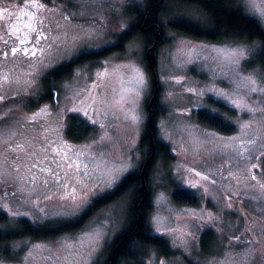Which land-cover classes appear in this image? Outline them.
Listing matches in <instances>:
<instances>
[{"label":"rangeland","instance_id":"374dc122","mask_svg":"<svg viewBox=\"0 0 264 264\" xmlns=\"http://www.w3.org/2000/svg\"><path fill=\"white\" fill-rule=\"evenodd\" d=\"M133 1L38 0L41 7L33 8L32 0H0V8L9 9L11 17L0 20V51L8 53L0 55V77H8L0 88L4 97L0 101V215L5 214L11 224L23 217L34 224L73 220L83 213L63 214L71 201L61 197L75 184L69 164H79L81 169L87 165L94 173L91 179H85L83 171L77 177L88 186L81 190L76 185L77 201L86 196L89 206L142 165L145 153L140 142L153 96L144 39H133L123 52H114L96 64L77 67L60 83L53 102L33 110L28 107L30 97L42 91V79L51 69L84 50L117 43L120 34L134 23L128 12ZM236 1L264 26V18L249 0ZM257 4L264 8V0H257ZM167 9L165 40L157 53L156 100L162 115L156 124L159 138L170 146L174 159L167 168L160 161L156 165L150 222L176 254L164 257L151 249L145 264L161 260L165 264H258L264 251V71L259 65L248 64L256 45L183 35L167 22L178 15L200 20L199 11L174 3ZM39 21H43L44 35L35 47L37 55L30 57L31 63L19 53L13 56V47L32 50L37 33L24 25L32 23L39 31ZM16 28L18 32L13 31ZM25 36L28 42L19 44L17 37ZM231 52L238 55L231 56ZM138 73L143 75L142 86L133 79ZM248 79L255 81L256 91L242 86ZM19 96L25 97L16 100ZM210 98L222 101L233 113L223 111ZM43 108L47 113L36 116ZM199 108L224 116L235 131L222 133L202 125L195 117ZM72 116L90 126V134L81 141L68 137ZM93 120L96 123H91ZM243 125L248 127L242 130ZM101 154L106 163H101ZM107 169L119 175L110 189L101 183L107 179L102 170ZM65 181L67 189L59 186ZM192 183L198 187L190 188ZM175 185L194 191L199 204H177L172 198ZM128 208L129 201L121 200L99 210L72 233L15 243L16 249L24 250L20 259L0 258V264H102L113 238L126 225ZM3 227L0 221V229ZM174 229L189 235L184 240L175 234L161 235ZM208 229L215 231L217 239L212 252L205 253L201 236ZM88 232L100 234L91 255H85L80 243ZM249 249L256 251L246 261Z\"/></svg>","mask_w":264,"mask_h":264},{"label":"trees","instance_id":"16d2710c","mask_svg":"<svg viewBox=\"0 0 264 264\" xmlns=\"http://www.w3.org/2000/svg\"><path fill=\"white\" fill-rule=\"evenodd\" d=\"M135 0L128 8V12L134 18L130 28L123 31L117 43L100 50L83 51L70 61L64 62L51 69L42 79V91L36 96L30 97L29 109H37L45 102H53L58 94L60 83L73 75L77 67L96 64L114 52H123L125 45L133 39L142 38L145 41V57L147 49L154 44L156 25L162 30V40L156 46V54L163 44L165 33V17L168 14L167 7L170 3L191 6L197 9L201 15L200 20H194L178 15L171 18L168 26L189 37L212 42L239 41L254 43L255 52L248 61L249 66L259 65L264 71V26L256 17L248 14L236 0ZM153 26V29L144 33L142 26ZM146 59V68L152 82V94H154L155 76H158L156 65H150ZM53 93L55 95H53ZM21 97V99H20ZM25 96H19L16 100H22ZM211 103L218 105L223 111L233 113V109L225 103L213 98ZM156 100L152 108V122L147 121L145 131L141 137L140 147L145 153L142 165L135 171L127 174L117 187L107 194L97 198L79 217L73 220H57L45 224H34L28 218H20L15 224H11L5 214L1 213L0 221L3 228L0 229V258L9 261H18L24 252L16 249L14 244L25 240L54 239L67 233L82 228L87 221L104 207L127 199L129 201L127 222L112 240L102 264H145L151 249L159 255L170 257L176 254L169 242L156 234L151 226L153 204V181L157 175L156 165L160 162L167 166L173 161L174 155L170 146L158 136L157 121L162 115L158 109ZM214 104V105H215ZM149 110V108H148ZM195 117L202 125L216 129L222 133L235 131L233 123L227 121L224 116L209 112L206 108L196 110ZM90 126L83 120L72 116L69 120L67 134L73 141H81L90 134ZM153 155V157H152ZM146 167L145 176L143 169ZM183 189V190H182ZM172 198L177 204L196 205L200 200L198 195L187 188L174 186ZM216 234L213 229H208L201 236V248L205 253L212 252L216 243Z\"/></svg>","mask_w":264,"mask_h":264},{"label":"snow or ice","instance_id":"6c2138e0","mask_svg":"<svg viewBox=\"0 0 264 264\" xmlns=\"http://www.w3.org/2000/svg\"><path fill=\"white\" fill-rule=\"evenodd\" d=\"M249 3L253 6V8L256 10L257 14L261 17V18H264V8H261L258 4H257V0H249ZM31 6L33 8H39L41 7L39 4H38V0H32L31 2ZM9 9L7 8H0V20H7L11 17H9L7 15V13H9ZM24 15H27V13H24ZM39 24H40V30L38 31L37 30V27L34 26L32 23H27L24 25L25 28L29 29L30 32H33V33H37V36L35 38V40L32 42V50H30L29 48H19V47H13L11 49V54L13 56H16L17 53L20 54L21 57H25V58H29V63H31V60H30V57L32 56H36L37 55V52L35 51V47L36 45H39L40 43V36L44 35V24H43V21H39ZM52 29H49L48 31L51 32ZM13 31H19L18 28L16 29H13ZM46 38V37H45ZM17 39L19 40V44L21 45H24L28 42V38L27 36H25L23 39L17 37ZM5 43H7V41L5 40ZM43 48H41V53H43ZM86 51V50H84ZM80 53H77V56L79 55ZM0 55H3V56H7L8 53L7 52H3V51H0ZM231 56H237L238 53L237 52H231L230 53ZM239 55H243V53H239ZM69 59H71V57H69ZM98 76H103L105 75V73H98L97 74ZM137 85H143L144 84V79H143V75L142 73H138L134 78H133ZM8 82V77L5 75L3 77H0V88H3L4 85ZM243 87H246V88H249L250 91H256V87H255V81L251 80V79H248L246 80L245 82H243L242 84ZM262 91H264V89H261ZM131 91H135V89H132ZM53 95H55L53 93ZM4 99L3 96H0V101H2ZM237 107H239V105H236ZM47 108H43L41 109L40 113H37L36 116H40L41 113H47ZM74 111H78V110H74ZM212 110H209V112H211ZM251 111V110H250ZM36 117H33V119H35ZM133 119H135V117H133ZM91 123H96V121H91ZM101 127H103V125H101ZM248 127V125H243L242 126V130L243 128H246ZM101 139L103 140L104 138L101 137ZM254 143V141H253ZM67 158V157H65ZM101 163H106V161L103 159V155L101 154ZM97 168H100V164L98 163L96 165ZM253 167H256V165H253ZM69 168L73 169V172H72V176H71V179L75 181V184L73 185L72 187V190L71 192H68L66 195L62 196L61 199L63 200H70L71 203L67 206V210L65 213H63L64 215H69V216H77L79 213L81 212H84L85 209H88L90 211V208L88 207L89 204L91 203L90 200H88L85 197H80L79 201H77V195H76V185H79L81 190H84V189H87V184H85L82 180L80 179H77L79 173L81 171H83V176L85 179H91L92 175L94 173L90 172L88 170V166L87 165H84L83 166V169H81V165L79 164H76V165H72V164H69ZM103 171V174L105 176H107V179H102L101 180V183H104L106 184L107 188H112L113 185L119 180V175L118 174H113L111 169H107V170H102ZM117 173L119 172V170L117 169L116 170ZM59 175V174H57ZM197 175H199V173H197ZM64 176H68V173H64ZM204 179H207V177H204ZM253 179H255V177L253 176ZM45 184L48 183V181H45L44 182ZM57 184H59V181L57 180L56 181ZM61 188L63 189H67L68 188V182L65 181L64 184H61L59 185ZM190 188L192 189H195L198 187L197 184L195 183H192L189 185ZM261 188H264V185H261ZM103 189H101L102 191ZM183 190V189H182ZM93 195L96 194L95 191H93L92 193ZM49 199H51V197H48ZM229 207H231V205H229ZM193 217L194 218H198L197 214L195 213H192ZM158 219V218H157ZM159 230L157 229V232ZM175 234L176 235V238L179 239V240H184V238L186 236H188L189 234L188 233H185L183 232L181 229H174L172 230L171 233H163L161 235H173ZM99 238H100V234L99 233H96V232H88V233H85V235L83 236V238L81 239L80 243H81V247L85 248L86 249V252H85V255H91V253L95 252L96 248H95V245L98 244L99 242ZM239 238H237L238 240ZM249 243H252L253 241H248ZM256 243H258V241H256ZM39 247V246H37ZM255 249H249L247 254H246V261L247 260H250L254 254H255ZM158 264H165L164 261H159ZM217 264H219V262H217ZM258 264H264V251L261 252L260 254V259H259V262Z\"/></svg>","mask_w":264,"mask_h":264},{"label":"water","instance_id":"95a60500","mask_svg":"<svg viewBox=\"0 0 264 264\" xmlns=\"http://www.w3.org/2000/svg\"><path fill=\"white\" fill-rule=\"evenodd\" d=\"M161 2H164V0H162ZM147 24L148 23L146 22L141 28L144 33H148L153 29V26L147 27ZM155 27H156V33H155L154 44L151 45L147 49V53H146L147 60H148L149 64L152 66H154L157 62L156 46L162 40V30H161L160 26L156 25ZM158 93H159V82H158V77L156 75L155 76V91H154V94H153V96L149 102V112H150V116H151V119H150L151 122H152V108H153V105H154V103L158 97ZM152 157H153V155H152ZM152 157L145 164V167L143 169V177L145 176L146 167L149 164V162L151 161Z\"/></svg>","mask_w":264,"mask_h":264}]
</instances>
